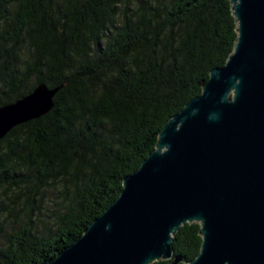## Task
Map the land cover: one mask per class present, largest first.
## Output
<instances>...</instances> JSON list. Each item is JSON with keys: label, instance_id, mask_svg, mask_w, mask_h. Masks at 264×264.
<instances>
[{"label": "trees", "instance_id": "1", "mask_svg": "<svg viewBox=\"0 0 264 264\" xmlns=\"http://www.w3.org/2000/svg\"><path fill=\"white\" fill-rule=\"evenodd\" d=\"M236 36L229 0H0V106L62 84L0 138V264H44L73 243ZM48 190L56 207L38 225ZM199 227L173 236L177 264L198 254Z\"/></svg>", "mask_w": 264, "mask_h": 264}, {"label": "water", "instance_id": "2", "mask_svg": "<svg viewBox=\"0 0 264 264\" xmlns=\"http://www.w3.org/2000/svg\"><path fill=\"white\" fill-rule=\"evenodd\" d=\"M234 48L199 95L162 126L117 198L44 264H177L173 236L199 224L185 264H264V0H229ZM61 85L37 84L0 106V138L53 106Z\"/></svg>", "mask_w": 264, "mask_h": 264}, {"label": "rangeland", "instance_id": "3", "mask_svg": "<svg viewBox=\"0 0 264 264\" xmlns=\"http://www.w3.org/2000/svg\"><path fill=\"white\" fill-rule=\"evenodd\" d=\"M56 192L53 190H48L44 192V196L41 199L40 206L37 209L38 211V216H37V224L42 225V222L45 221L50 215L52 210L56 207L54 204L56 201ZM24 213H27V209L24 211ZM0 218L2 219L3 216L1 215ZM6 221L9 223L11 220H13V217L10 219L5 218ZM4 224V223H3Z\"/></svg>", "mask_w": 264, "mask_h": 264}]
</instances>
